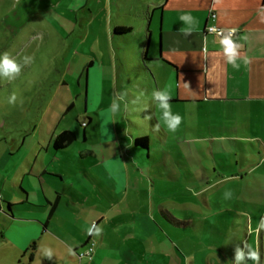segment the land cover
<instances>
[{
  "label": "crops",
  "instance_id": "crops-1",
  "mask_svg": "<svg viewBox=\"0 0 264 264\" xmlns=\"http://www.w3.org/2000/svg\"><path fill=\"white\" fill-rule=\"evenodd\" d=\"M0 1L12 7L36 5L34 16L58 10L67 1L69 9L59 14L63 18L82 4L90 26L99 16L103 19L114 53L128 48L142 34L138 64L143 80L152 90L166 88L171 107L183 105L189 113L203 115L204 119L194 124L201 122L211 133L207 138L210 147H202L199 140L205 138L198 134V128L184 126L196 137L186 140L185 145H194V151L207 158L210 166H205L194 152H177L176 160L165 151L156 152L169 135L161 126L159 131L154 129L158 122L151 112L147 113L150 120L138 119L145 127L138 122L129 127L132 130L95 127L99 151L91 146L87 128L92 117L86 112L87 122L79 123L80 128L60 131L74 135V141L62 150L53 149V139L58 135L55 132L37 138V130L31 127L15 137L10 132L0 134V264H235L234 251L237 246L243 247L242 242L258 249L260 264H264V230L255 231L264 217L263 200L252 204L255 210L242 215L215 200L237 183L252 186L249 178L258 181L253 171L257 162L249 156L250 149L264 164V0ZM210 12L216 16L214 20L209 18ZM183 15L193 17L194 23L182 21ZM156 23L159 37L155 45ZM116 27L130 32L114 36ZM208 27L235 29L231 39L242 45L235 59L238 68L225 54L221 43L225 37L207 33ZM17 32L13 35L18 36ZM90 53L94 60L83 63L74 79L68 77L72 66L64 60L66 66L59 73L58 85L68 92L73 82L76 89L81 88L85 70V95L95 92L113 98L121 92L120 72L129 68L128 63L95 62V53ZM148 63L160 66L161 82H156L155 71L151 73ZM96 78H100L99 87ZM75 96H80V91ZM128 131L131 140L126 138ZM142 136L150 140L145 152L133 147L134 139ZM78 139L82 144L76 148ZM192 165L198 167L193 169ZM146 173L150 184L143 180ZM151 174L164 180V185L182 186L181 193L169 196L178 197V205L170 203L165 208L156 203L153 180L157 179ZM259 180L258 189L247 194L264 196V172ZM188 181L197 183L189 187ZM193 190L199 195L194 196ZM8 204L13 205L10 213ZM179 208L189 214L187 219L172 213ZM219 214L243 218V238L238 245L235 238L228 237L231 232L221 230ZM96 227L102 229L101 234L90 235L88 229ZM173 230L190 232L193 240L187 242L188 251L179 246L185 241L182 238L171 241L169 231ZM89 240L95 244L92 260L79 261L76 253L83 251ZM170 246H174L176 255ZM48 249L52 250L51 258L45 254Z\"/></svg>",
  "mask_w": 264,
  "mask_h": 264
},
{
  "label": "rangeland",
  "instance_id": "rangeland-1",
  "mask_svg": "<svg viewBox=\"0 0 264 264\" xmlns=\"http://www.w3.org/2000/svg\"><path fill=\"white\" fill-rule=\"evenodd\" d=\"M43 4L46 5V3ZM43 4H39V7L44 8ZM36 8H38L36 5L27 4H18L17 7L15 5L12 7V5H5L0 1V54L8 51L18 62H22V57L25 55L33 57V62L23 67L20 75L15 80L9 81L0 77V134L10 132L9 134L15 137L20 135L22 131L30 130L32 127V130H37V138H47L51 132L59 134L62 129L68 127L80 128L79 123L87 122L86 114L84 113L86 112L88 116L92 117V122L87 128L88 130L90 129V143L94 150L99 151L101 146L96 141L98 133L95 127H135L137 122L138 125L142 123L138 120L139 118L141 120L146 119L147 113L151 112L169 135L166 142L160 143L156 152L165 151L169 153L168 156L173 158V160L174 158L175 160L177 159L175 157L177 152H181L184 155L194 152L193 155L198 157L205 166H210V161L207 158L194 151V145H191V147L185 145L186 140L192 141L193 138H196L190 130L185 129L186 127L184 126H188L195 129L198 128V134L205 138L199 140L202 147H210L207 139L211 134L209 129L204 127L201 122H199V125H197L198 122L194 124L196 120L202 121L204 119L203 115L195 116L186 111L187 108L183 105L173 106V113H178L183 117L179 129L175 133L169 132L160 120V110L151 100V94L154 90L150 89L148 81H144L141 77L142 69L138 64L142 34H138L136 40L128 48L121 52L115 51L114 53L112 50L113 46L110 44V33L105 30L103 19L99 16L94 21L93 26H90L82 4H79L78 7L76 6L75 12L67 15L68 18L59 17L60 13L67 12L66 9H69L67 1L63 2L58 10H53V12L45 11L34 16ZM15 31H18V36L13 35ZM158 37L156 23L153 37L155 45L158 43ZM68 49H71V53H68ZM91 50L97 57L95 62L100 61L107 64L108 61H117L118 63L119 60H126L128 63L127 66L129 68L127 67L120 72L122 81L121 92L127 93L125 97L127 108H125V102H122L121 110L118 114L114 115L110 111L112 103L110 95H99L95 92L90 93L89 97L85 95L83 88L85 81L84 69V75L81 76L80 80L81 88L76 89V83L73 82L68 86V89H70L68 92L65 87L58 85L59 73L63 69L62 66H66L64 65L65 63L72 66L68 77H72V79L78 77L82 64L94 60L90 53ZM147 65L149 70L150 68L152 69L151 73H153V70L155 71L156 82H161L162 75L158 71L160 66L149 63ZM105 70L107 71V69ZM138 81H140V84H137ZM96 82L98 87L101 86L100 78H96ZM58 88L60 89L59 91ZM76 91H80V96H75ZM14 92L17 100L15 104H10L8 102L9 97ZM137 98H139L138 103L133 104L132 101ZM69 105H72V108L68 110ZM140 127L145 126L141 124ZM129 129L132 130V128ZM130 134L132 133L128 131L126 135L128 140H131ZM212 134H214V131H212ZM81 144V140L78 139L75 144L76 148ZM204 152L210 158L209 150L204 148ZM250 152L249 156L257 162L253 171L258 176V181L249 178L252 186H243L237 183L235 186L226 189V191H231L235 194L230 199H225L224 194L216 196L217 199H215L221 201L226 209L238 212L241 215L245 211L255 210L252 204L259 203L262 200L264 203V196L247 194V192L253 193L258 189L261 183L259 180L261 179V172H264V164L261 163L257 156H254L255 151L250 149ZM142 166H146V164ZM191 167L195 169L198 166L192 165ZM141 168L143 169V167ZM151 171V169L146 170V172ZM151 175L153 179H157L153 180V182L156 181L154 183L156 203L165 208H169L170 203L178 205V201H180L178 197L171 198L169 196L181 193L182 186L169 183L164 185L162 184L164 180H158V175ZM149 176L148 173L143 176L146 184H150L151 178ZM196 183V181H188L187 184L192 187ZM262 183L264 184V180ZM244 199L247 205L244 204ZM193 203L195 201H189V204L192 205ZM181 210L180 208L175 209L172 210V213L176 218L187 219L189 214ZM218 218L217 222H221V226H223L221 230L226 233L231 232L228 237L235 238L236 245H238L243 238V218L223 216L221 214H219ZM233 224H237V226ZM232 232L236 234H232ZM169 237L172 242L181 238L185 240L179 246H182L187 251L189 250L188 243L193 240L190 232L186 231H169ZM167 242L169 243L168 240ZM203 242L206 243L205 240ZM173 247H171V252L176 255L177 251Z\"/></svg>",
  "mask_w": 264,
  "mask_h": 264
},
{
  "label": "clouds",
  "instance_id": "clouds-1",
  "mask_svg": "<svg viewBox=\"0 0 264 264\" xmlns=\"http://www.w3.org/2000/svg\"><path fill=\"white\" fill-rule=\"evenodd\" d=\"M182 21L185 23H194V18L190 15H183L180 17ZM231 32H235V29H232ZM221 43L224 45L225 54L228 56L229 63H232L234 67H239L235 64V59L238 55L237 49L242 47V45H237L231 39V36L225 37ZM33 62V57L25 55L22 57V62H18L14 59L8 51H5L3 54H0V77L6 78L7 80H15L21 73L22 68L31 64ZM127 96L126 92H117L113 95L112 103L110 105V111L112 114H118L121 110V103L125 102V97ZM152 101L156 104L157 108L160 110V120L162 121L165 128L172 133H175L182 121L183 117L178 113H173L172 107L170 104L171 96L168 90L160 89L154 90L151 94ZM17 100V96L15 92L9 97V103L15 104ZM139 98L133 100L132 103H138ZM125 108H127V103L125 102ZM146 119H151V115L146 116ZM156 131L160 129V123H157L154 126ZM215 185H210L209 187H214ZM207 190V189H205ZM193 195H199L195 190H193ZM232 197L231 191L224 192V198L230 199ZM264 230V217L261 218L257 228L255 229L256 232ZM102 229L96 227L94 230L93 228L88 229L90 235H100ZM243 247L237 246L234 251V261L235 264H246L247 261H252L253 264H260V252L258 249H254L250 244L247 242H242ZM45 254L51 258L52 257V250H46Z\"/></svg>",
  "mask_w": 264,
  "mask_h": 264
},
{
  "label": "trees",
  "instance_id": "trees-1",
  "mask_svg": "<svg viewBox=\"0 0 264 264\" xmlns=\"http://www.w3.org/2000/svg\"><path fill=\"white\" fill-rule=\"evenodd\" d=\"M129 32H130V29H128V28L116 27L113 30V35L114 36H122V35H127ZM71 108H72V105H69L68 110ZM73 141H74V135L70 131H64V132L58 134L53 139V149L54 150H62L64 148L68 147ZM149 144H150V140L147 136L135 138L133 141V147L135 149H139V150H142L144 152L149 150ZM12 207H13V205L8 204V206H7V212L8 213H10V210Z\"/></svg>",
  "mask_w": 264,
  "mask_h": 264
},
{
  "label": "built area",
  "instance_id": "built-area-1",
  "mask_svg": "<svg viewBox=\"0 0 264 264\" xmlns=\"http://www.w3.org/2000/svg\"><path fill=\"white\" fill-rule=\"evenodd\" d=\"M215 17L216 16H215V14L213 12L209 13V18L211 20H214ZM206 32L209 33V34L216 35L218 37H228V36L233 37L235 35V32L233 33V32H231V30H221V29H218L216 27H208L206 29ZM94 248H95L94 242L89 240L87 242V245L85 246V249L83 251H80V252L76 253L77 259L79 261H81L83 259H86L87 261L90 262L92 260V257H93Z\"/></svg>",
  "mask_w": 264,
  "mask_h": 264
}]
</instances>
